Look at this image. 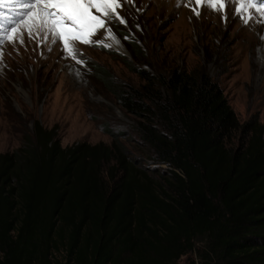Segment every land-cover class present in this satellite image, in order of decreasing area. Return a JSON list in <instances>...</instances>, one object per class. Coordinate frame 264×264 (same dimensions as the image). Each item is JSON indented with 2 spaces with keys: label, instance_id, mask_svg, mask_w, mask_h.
<instances>
[{
  "label": "trees",
  "instance_id": "16d2710c",
  "mask_svg": "<svg viewBox=\"0 0 264 264\" xmlns=\"http://www.w3.org/2000/svg\"><path fill=\"white\" fill-rule=\"evenodd\" d=\"M126 47L139 85L89 67L135 138L62 147L34 121L0 153V264H264V123L205 68L149 72Z\"/></svg>",
  "mask_w": 264,
  "mask_h": 264
},
{
  "label": "rangeland",
  "instance_id": "374dc122",
  "mask_svg": "<svg viewBox=\"0 0 264 264\" xmlns=\"http://www.w3.org/2000/svg\"><path fill=\"white\" fill-rule=\"evenodd\" d=\"M236 7L226 3L217 11L195 0H122L116 12L126 23L112 20L108 25L121 50L76 41L69 47L82 56L75 59L62 42L51 43V34L43 39L42 33L30 35L28 26L20 25L0 42V153L18 147L22 131L31 129L34 121L54 128L62 147L108 144L104 129L124 134L121 141L132 139V118L89 67L103 68L118 84L139 85L124 65V57L133 61L126 47L131 41L141 48V69L163 74L176 67H203L219 82L241 122L256 116L264 123V22L255 9L237 15ZM102 35L104 29L89 39L99 41ZM191 258L195 254L177 264Z\"/></svg>",
  "mask_w": 264,
  "mask_h": 264
},
{
  "label": "snow or ice",
  "instance_id": "6c2138e0",
  "mask_svg": "<svg viewBox=\"0 0 264 264\" xmlns=\"http://www.w3.org/2000/svg\"><path fill=\"white\" fill-rule=\"evenodd\" d=\"M188 3L191 4L192 0H188ZM226 3L236 4L237 15L255 9L260 14L258 19L264 22V0H195L196 5L207 4L217 11H223ZM121 4L122 0H0V42L8 39L9 34L15 33L20 25H26L30 35L42 33V38L48 39L51 34V43L62 42L64 49L75 59L82 54L74 46L70 48V43L79 41L89 46L99 44L108 47L103 41L112 38L109 22L118 20L121 24L126 23L116 12ZM93 9L100 15L93 14ZM193 11L199 16L196 8ZM11 13H15V16ZM251 18L250 14L248 19ZM100 29H104L108 35H102L99 41L90 40L89 37ZM82 62L77 60V63Z\"/></svg>",
  "mask_w": 264,
  "mask_h": 264
},
{
  "label": "bare ground",
  "instance_id": "6f19581e",
  "mask_svg": "<svg viewBox=\"0 0 264 264\" xmlns=\"http://www.w3.org/2000/svg\"><path fill=\"white\" fill-rule=\"evenodd\" d=\"M108 35L107 32H105V37ZM105 42L107 45H109L112 48H115L117 50H121V46H119L118 44V40L113 36L112 34V38L111 39H105Z\"/></svg>",
  "mask_w": 264,
  "mask_h": 264
}]
</instances>
